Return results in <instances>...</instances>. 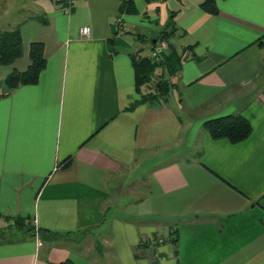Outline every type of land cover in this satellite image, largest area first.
I'll list each match as a JSON object with an SVG mask.
<instances>
[{"label":"crops","instance_id":"crops-1","mask_svg":"<svg viewBox=\"0 0 264 264\" xmlns=\"http://www.w3.org/2000/svg\"><path fill=\"white\" fill-rule=\"evenodd\" d=\"M131 1L134 14L123 0H0V32L23 38L0 66V229L23 217L73 233L0 243V264H264V0H216L217 15L205 0ZM171 13L181 70L165 99L138 103L132 56ZM34 42L39 83L9 92ZM227 115L251 123L247 140L204 129Z\"/></svg>","mask_w":264,"mask_h":264},{"label":"trees","instance_id":"trees-1","mask_svg":"<svg viewBox=\"0 0 264 264\" xmlns=\"http://www.w3.org/2000/svg\"><path fill=\"white\" fill-rule=\"evenodd\" d=\"M51 1L67 4V0ZM132 4L131 0H123L120 8L121 12L134 14L135 10ZM202 8L211 15L219 13L216 0H205ZM175 17V13L170 14L164 29L152 45V48H154L158 43L166 42L170 49L169 53H163L159 60H154L140 51L132 56L135 87L140 98L138 103H152L165 99L174 86L165 79V74L173 76L181 70L182 61L185 59V51L177 50L171 43L178 32ZM260 44L264 46L263 43ZM44 51L45 47L41 42H34L30 45V64L27 70L24 72L13 71L5 80L9 92L22 86H34L39 83L41 73L47 65ZM22 54L23 38L20 28L0 32V66L12 65ZM159 69L163 73L158 76L156 71ZM204 129L213 140L225 139L232 144L244 142L251 136L253 131L251 123L241 115H227L209 119L204 123ZM3 218L8 222V226L5 230L0 231V243H18L36 238L45 243H52L60 239H70L73 235V233L58 234L47 229L37 228L30 218ZM12 230L20 232V235L18 233L16 235L13 233L6 234L7 231L11 232ZM174 240L177 242L176 239ZM47 264H75V262L68 259L60 263L48 262Z\"/></svg>","mask_w":264,"mask_h":264},{"label":"built area","instance_id":"built-area-1","mask_svg":"<svg viewBox=\"0 0 264 264\" xmlns=\"http://www.w3.org/2000/svg\"><path fill=\"white\" fill-rule=\"evenodd\" d=\"M65 11L67 13H70L71 7L70 6L65 7ZM80 34L84 38H89L92 35V30L90 27H87V26L82 27L80 29ZM166 49H167V43L166 42H160L154 48L151 49L149 56H150V58H152L154 60H159L160 56L163 53H166ZM161 242H162V240H160V243ZM155 258H158V254L155 255Z\"/></svg>","mask_w":264,"mask_h":264},{"label":"rangeland","instance_id":"rangeland-1","mask_svg":"<svg viewBox=\"0 0 264 264\" xmlns=\"http://www.w3.org/2000/svg\"><path fill=\"white\" fill-rule=\"evenodd\" d=\"M5 10H6V8H3V10H0V12H3V13H4ZM20 17H21V15H19V18H20ZM2 32H3V31H2ZM159 33H160V31L154 33V37L158 36ZM169 51H170V49H169L168 44H167L166 53H169ZM162 73H163V72H162ZM158 76H159V75H158ZM165 77H166V74H165ZM146 185H147V180L145 179V181L142 180V181H140L139 183H137V184L131 186V188H137V187L139 186V187H142V188L145 189ZM126 192L129 193V190H126ZM6 224H7V226H8V222H6ZM7 226L4 227V228H1L0 231H1V230H5V229L7 228ZM15 230H16V229H15ZM9 233H13V234H15V235L18 233V234L20 235V232H18V231H14V230H12L11 232H8V231L6 232V234H8V235H9ZM4 234H5V233H4ZM8 237H9V236H8ZM36 239H39V238H36Z\"/></svg>","mask_w":264,"mask_h":264}]
</instances>
